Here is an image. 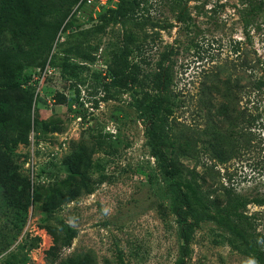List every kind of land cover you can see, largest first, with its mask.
Instances as JSON below:
<instances>
[{
    "label": "rangeland",
    "instance_id": "rangeland-1",
    "mask_svg": "<svg viewBox=\"0 0 264 264\" xmlns=\"http://www.w3.org/2000/svg\"><path fill=\"white\" fill-rule=\"evenodd\" d=\"M147 1L149 11H135L123 26L112 11L116 0H78L64 17L54 11L39 36L8 38L3 62L21 72L23 87H33L29 143L12 152L31 189L27 211L1 206L0 264H254L229 246L228 232L212 220L195 227L188 254H182L181 224L149 146L139 88L110 86L108 65L115 54L124 58L127 37L130 49L143 46L140 53L131 50L130 65L156 71L163 58L172 66L179 99L172 117L175 156L196 170L202 189L217 203H224L231 184L244 194H264V91L256 96L248 79L255 60L256 74L264 73V10L238 11L240 0H183L189 11L180 22L181 11L170 10L172 0ZM50 32L55 36L48 40ZM218 67L222 80L229 78L227 87L207 80ZM225 93L238 115L217 126L209 99ZM59 94L64 104L56 102ZM221 141L228 149L226 164L212 150ZM88 156L85 179L78 173ZM72 176L79 195L47 215L50 189ZM246 212L264 234V206L250 205ZM194 220L189 213L188 221ZM61 222L78 234L70 247H57L51 262L48 252Z\"/></svg>",
    "mask_w": 264,
    "mask_h": 264
},
{
    "label": "trees",
    "instance_id": "trees-1",
    "mask_svg": "<svg viewBox=\"0 0 264 264\" xmlns=\"http://www.w3.org/2000/svg\"><path fill=\"white\" fill-rule=\"evenodd\" d=\"M33 1L34 7L28 0H0V209L1 206L10 205L18 209L17 213L27 211L29 207L31 183L19 172L12 152L18 145L29 143V113L33 102V87L31 85L23 87V84L18 82L21 72L5 64L2 55L8 50L9 37L22 40V37L39 36L54 11L60 17H64L70 6L78 2V0H31V3ZM116 1L117 8L112 11L122 19L123 26L135 18V11H149L147 0ZM182 1L172 0L170 5L171 11H181L176 17L180 22L187 16L185 11H189ZM240 2L243 7L238 11L264 10V0H240ZM55 3H66L68 7L55 9ZM54 36L50 32L48 40L53 39ZM129 43L128 37L125 38L126 51L122 54L124 58L115 54L108 65V73L112 77L110 86L139 88L141 108L148 128L149 146L153 155L159 160L169 183L168 189L174 198V212L178 223L181 224L180 237L184 242L181 246L182 254H188V244L195 227L201 221L212 220L219 222L228 232L227 242L231 248L250 257L254 264H264V234L257 231L253 217L246 212L250 205L264 206V194H244L238 192L235 185L231 184L230 187H225L224 203H217L207 191L202 189L197 180L196 170L187 168L175 156L178 148L173 134L172 117L179 99L172 89V66L165 65L163 58L157 62L156 71H146L141 64L130 65L128 58L132 53L131 50L140 53L143 46L135 45L130 49ZM162 57L166 58V55ZM248 67L251 70L248 78L251 83L250 88L256 96H260L264 91V73L256 74L259 60H255ZM223 74L221 67H218L208 74L207 80L218 81L226 86L229 78L222 80ZM241 83L242 80L237 79V88ZM222 85H219V88ZM148 88H151L153 93L148 91ZM56 102L64 104L66 97L59 94L56 96ZM209 102L214 109L212 118L217 126L229 123L238 115V111L231 105L230 95L226 93L220 94V99L211 96ZM257 121L258 118L253 117L251 122L255 125ZM36 126H42V123L38 122ZM253 138L254 141V135ZM219 143L215 142L212 150L216 155L215 158L226 164L230 161L227 157L228 149L224 142ZM90 160L88 156L82 161L83 168L78 173L85 179H88V172L91 169ZM75 181L76 177L72 176L71 180H67L60 187L54 186L50 189L44 207L47 215H51L65 202L72 201L79 195L80 188H74ZM189 213L195 214L192 223L188 221ZM22 218L23 216L20 220ZM77 234L76 228L65 222L59 223V232H53L55 245L48 252L53 257L51 262L58 257L57 247L59 245L70 247Z\"/></svg>",
    "mask_w": 264,
    "mask_h": 264
},
{
    "label": "built area",
    "instance_id": "built-area-1",
    "mask_svg": "<svg viewBox=\"0 0 264 264\" xmlns=\"http://www.w3.org/2000/svg\"><path fill=\"white\" fill-rule=\"evenodd\" d=\"M87 1V3H91L92 2V0H86Z\"/></svg>",
    "mask_w": 264,
    "mask_h": 264
}]
</instances>
